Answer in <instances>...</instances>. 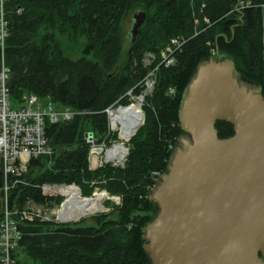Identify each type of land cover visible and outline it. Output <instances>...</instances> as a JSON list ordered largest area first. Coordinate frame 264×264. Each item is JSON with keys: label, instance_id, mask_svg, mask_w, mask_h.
<instances>
[{"label": "trees", "instance_id": "1", "mask_svg": "<svg viewBox=\"0 0 264 264\" xmlns=\"http://www.w3.org/2000/svg\"><path fill=\"white\" fill-rule=\"evenodd\" d=\"M250 1L256 6L237 12L238 0H5L3 60L9 68L12 106L20 107L25 97L34 95L49 98L57 107L86 112L69 121L45 123L54 154L31 159L29 167L48 158L51 169L28 177L27 185L17 184L9 194V207H22L28 200L48 202L41 191L45 182L76 183L89 194L92 188L84 181L96 176L105 179L102 186L110 193L121 196L117 218L96 217L95 225L21 222L14 264H150L140 240L143 223L154 215L149 190L164 172L170 146L180 133L182 90L196 63L211 56L207 42L229 55L236 70L261 84L264 93V0ZM138 9L145 13L144 22L135 40L125 44L123 21ZM176 36L185 41L175 52V63L159 70L152 93L144 98V123L129 140L124 167L105 164L89 171L84 133L92 132L98 144L106 141L104 110L127 105L128 91L141 93L138 83L148 69L143 55L158 53ZM59 37L70 44L80 41L81 55H66ZM170 86H176L174 94L167 93ZM215 128L219 138L233 133L227 121H216ZM0 209L1 220V202Z\"/></svg>", "mask_w": 264, "mask_h": 264}, {"label": "water", "instance_id": "2", "mask_svg": "<svg viewBox=\"0 0 264 264\" xmlns=\"http://www.w3.org/2000/svg\"><path fill=\"white\" fill-rule=\"evenodd\" d=\"M134 41L145 13L131 14ZM180 133L149 190L150 264H264V96L218 51L200 59L177 107ZM232 124L219 138L215 123Z\"/></svg>", "mask_w": 264, "mask_h": 264}, {"label": "built area", "instance_id": "3", "mask_svg": "<svg viewBox=\"0 0 264 264\" xmlns=\"http://www.w3.org/2000/svg\"><path fill=\"white\" fill-rule=\"evenodd\" d=\"M4 2L5 0H0V190L3 197L0 220V264H14L15 259L13 253L20 237L18 225L21 222L37 220L67 223L69 220L76 217L71 214L70 210L64 208L65 202L60 204L61 206L58 208V211L50 213V211H45L41 205L35 204L30 200L26 203H31V206L23 205L22 207H9L8 199L10 190L17 184H23L22 175L27 171L31 159L41 156L51 157L54 154V148L49 144L48 138L45 135V123L56 124L61 121L69 120L82 112L74 111L68 107L59 109L49 98L42 99L34 95L25 97L22 106H12L8 87L10 76L9 68L5 65L3 60L5 38L7 36ZM250 6L256 5L250 0H238L235 9L239 12L241 9ZM184 41L185 39L179 36L169 38L159 52L157 62L154 63L152 59L145 62L150 68L139 82V85L143 89V94L139 96L143 98L145 95L152 92L156 73L159 72L161 68H168L175 63V52L180 49ZM207 44L210 46V55L214 56L217 52L215 47L211 46L209 42H207ZM174 91V89H170L169 93L174 94ZM262 94L264 96V93ZM120 105L121 104L115 106ZM115 106H110L104 110L106 115L107 134L118 133V130H114L112 127L109 118V112L115 109ZM84 140L89 147H92L87 157L88 169L94 170L98 168L99 165L101 166L107 163L113 166H122L124 160L115 161L114 159L106 158L107 151L117 142L108 149H103L101 147L96 148L97 142L95 136H93V133L90 131L84 133ZM170 148H172V146H170ZM99 149H101L100 152H98ZM101 152H104L105 155V162L103 163L98 159V155ZM127 154L128 152L126 151V155ZM93 158L96 159V164H93ZM52 190L53 189H51V191ZM46 193L51 194L49 191H46ZM79 195L81 196V194Z\"/></svg>", "mask_w": 264, "mask_h": 264}, {"label": "rangeland", "instance_id": "4", "mask_svg": "<svg viewBox=\"0 0 264 264\" xmlns=\"http://www.w3.org/2000/svg\"><path fill=\"white\" fill-rule=\"evenodd\" d=\"M193 0H191L192 2ZM140 10V9H138ZM137 10V11H138ZM131 12V11H130ZM128 13V15L126 16V18L124 19L123 21V33L125 34V44H128L129 42V38H130V34H129V30H130V27H131V22H132V17H131V13ZM194 24H198V20L195 19L194 21ZM194 25V26H195ZM195 30L197 28H194ZM194 30V32H196ZM60 40L62 41L61 42V45H62V48H63V52L68 55L69 57H71L72 59H75L77 57H79L81 55V43L80 41L79 42H76L75 44H70L67 42V40L63 37H59ZM162 49V48H161ZM161 49L158 51V53H155V52H146L144 55H143V58H142V64L144 67H147V72L149 71V68L150 66L146 65L145 62L149 61V60H153L154 63L157 62L158 60V57H159V52L161 51ZM157 74L158 72L156 73L155 75V83H154V86L156 84V80H157ZM139 85V83H138ZM140 86V85H139ZM154 86H153V89H154ZM141 87V86H140ZM176 88V86H174ZM174 87L170 86L167 90V93H169V90L170 89H175ZM152 89V91H153ZM130 91L126 92L127 95L129 96L128 97V104L131 103L133 100H135L134 98L136 96H139L141 94H143V89L141 87V93L138 94V95H131V94H128ZM152 93V92H151ZM150 93V94H151ZM150 94H147L144 96V98ZM144 103V101H143ZM117 107V106H115ZM59 109H62V108H65V107H61V106H58ZM86 112H82L80 113V115L84 114ZM144 114V113H143ZM144 116V115H143ZM144 119V118H143ZM144 122V120H143ZM112 132V131H111ZM93 136H95L93 134ZM106 141H100L99 144L97 143V145L95 146L96 148L98 147H101L103 149H108L110 146H112L115 142H118L119 141V137H118V133L115 132V134L113 133H109L107 134L106 133ZM96 139V142H98V139L95 137ZM130 140V138H129ZM129 140H127L125 142V146L129 149L130 147V143H129ZM113 141V142H112ZM86 143V141H85ZM86 145L88 146V144L86 143ZM90 148H92L91 146L89 147L88 146V154H89V150ZM88 154H87V157H88ZM126 157L127 155H125V160H126ZM98 159L99 161H102L105 162V155H104V152H101L99 155H98ZM125 160L122 164V166H114V167H118V168H122L124 167V164H125ZM109 164V166H113V165H110V163H107ZM105 164H102L101 166L99 165L98 168H95L94 170H90L88 169V164H87V169L89 171H95V170H98L100 168H102ZM51 166H52V162H51V159H43L40 161V165L36 166V167H28L27 171L25 173H23L22 175V180H23V184L24 185H27L30 183L29 178H33L34 176H36L38 173H42L43 171L47 170V169H51ZM23 176H25V178H23ZM84 183L89 187V188H92V191L89 193V194H85L83 193V189L81 190L80 187L78 185H76V183H70V184H67V183H61V182H58V183H48V182H45L41 185V191H42V194L48 198H50V200H48V202L46 203H35V204H38V205H41L42 208L45 210V211H50V213H55L56 211H58V208H60V204H62L63 202H65V198L62 196V195H59V194H49V193H43V189L42 187L43 186H48L50 187V189H53L52 187H58L60 185H75L76 187H78L80 189V194H81V197L83 198H88V197H92L93 194L95 192H99V191H103L106 193L107 197L103 198L101 200V205L105 208V210L103 211H94L92 213H88V214H84L82 215L81 217H79L78 219L76 218H73L71 220H69V222H53V221H48V222H51L53 224H56V225H77V226H91V225H95V222H94V219L96 217H101L103 215H106L108 216L110 219H115L117 218V211H116V208L118 206L121 205V196L119 194H114V193H110L104 186H102L104 183H105V179L101 176H96L94 178H91L90 180H86L84 181ZM97 188L96 190H93L94 188ZM13 190V189H12ZM10 190V192L12 191ZM1 190H0V202L2 203L3 201V197L1 195ZM51 193V192H50ZM58 199V201H57ZM32 204H24V206H31ZM1 211V209H0ZM53 219V218H52ZM17 248H15L14 250H16ZM21 260H25L24 256L22 255L21 256Z\"/></svg>", "mask_w": 264, "mask_h": 264}, {"label": "bare ground", "instance_id": "5", "mask_svg": "<svg viewBox=\"0 0 264 264\" xmlns=\"http://www.w3.org/2000/svg\"><path fill=\"white\" fill-rule=\"evenodd\" d=\"M128 94H131V92ZM134 99L135 100H133L131 103L127 105H120L122 107L117 106L115 109H112L109 112L111 125L114 130H118L119 141L107 151V159H114L115 161L125 160L126 151L128 152L125 142L129 140V138H131L144 123V114L142 111L144 97L142 98V96H136ZM100 150L101 149H99L98 152H100ZM95 161L96 159L93 158V164H96ZM52 188L53 190L51 191L50 188L46 186L43 187V193L49 191L51 194L62 195L66 199L64 208L70 210L71 214L74 215V217L76 216V219L84 214L105 210V208L100 203L103 198L107 197L106 193L103 191L95 192L92 197L81 198L79 195L80 189L73 184L66 186L60 185L58 187L56 186ZM96 189L97 188L95 187L93 190Z\"/></svg>", "mask_w": 264, "mask_h": 264}, {"label": "crops", "instance_id": "6", "mask_svg": "<svg viewBox=\"0 0 264 264\" xmlns=\"http://www.w3.org/2000/svg\"><path fill=\"white\" fill-rule=\"evenodd\" d=\"M263 29H264V19H263ZM262 42H263V45H264V32H263Z\"/></svg>", "mask_w": 264, "mask_h": 264}, {"label": "flooded vegetation", "instance_id": "7", "mask_svg": "<svg viewBox=\"0 0 264 264\" xmlns=\"http://www.w3.org/2000/svg\"><path fill=\"white\" fill-rule=\"evenodd\" d=\"M0 185H1V173H0Z\"/></svg>", "mask_w": 264, "mask_h": 264}]
</instances>
